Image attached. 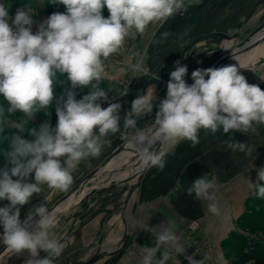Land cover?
Listing matches in <instances>:
<instances>
[{
	"label": "clouds",
	"instance_id": "9594fccd",
	"mask_svg": "<svg viewBox=\"0 0 264 264\" xmlns=\"http://www.w3.org/2000/svg\"><path fill=\"white\" fill-rule=\"evenodd\" d=\"M201 0H50L62 4L64 12L43 19L33 33L34 18L29 5L18 8L14 17L8 5L0 3V139L9 141L0 166V243L13 254L27 253L25 264H55L64 249L56 238V217L47 206H33L26 218L21 207L33 194L48 189L67 191L73 172L83 162L100 156L107 139L117 133L130 136L137 145L144 169L163 171L169 153L154 145L168 144L169 151L182 141L199 143V133L221 130L256 134L264 127V90L250 84L236 64L197 68L188 84L186 65L176 61L167 82L166 97L155 105L154 91L137 96L123 118L121 104L99 87L105 61L118 55L129 37L143 35L152 24L166 22L187 11V5ZM108 10V17L103 15ZM136 71L139 64L129 65ZM67 76L70 86L56 95L54 86L63 85L58 75ZM207 77V79H206ZM89 88L77 99L76 89ZM127 92L122 93L126 95ZM7 102V106H5ZM106 104L107 107H102ZM55 106L57 122H50ZM158 110L150 129L137 127L138 119ZM45 119L29 127L37 113ZM21 115L17 118L15 114ZM15 131L11 136L7 130ZM28 132L33 139H25ZM232 151L250 154L249 145L226 141ZM34 174V176H33ZM34 181V182H30ZM254 195L264 199V167L257 170ZM217 179L203 175L186 191L206 201V212L220 214L216 197ZM177 224L166 218L157 226L154 246L143 245L140 264H168L177 247ZM44 252L46 255L41 256ZM188 256V264H204Z\"/></svg>",
	"mask_w": 264,
	"mask_h": 264
},
{
	"label": "crops",
	"instance_id": "0c3cea01",
	"mask_svg": "<svg viewBox=\"0 0 264 264\" xmlns=\"http://www.w3.org/2000/svg\"><path fill=\"white\" fill-rule=\"evenodd\" d=\"M13 1L0 0V3L8 5L9 15L12 17L18 8L23 7L14 5ZM36 11L39 12V8ZM45 18L47 17L34 18L33 33L38 30L39 24ZM161 25L162 23L152 24L143 35H136L135 38H132L134 51L139 52L143 47V50L146 51L145 54L142 52L133 53L129 63H122V66L105 70L103 74L102 80L106 84L100 88L107 91L110 98L122 106L119 113L121 128H123V118L137 96L143 95L147 91H154L155 105H158L166 97V85L170 78V72L174 70L173 63L175 61H189V51L193 56L196 55L197 60L204 56L206 31L221 32L219 36L227 37L231 41V50L243 42L248 41L249 43L256 29L260 28L261 31H264V0H201L199 4H194L190 9L187 8V11L181 14L178 23L171 27ZM159 27H163L161 33H157ZM126 42H128L127 39ZM258 46L261 47L260 51L264 48V38L253 48L256 49ZM256 50H259V47ZM253 54L250 53L247 61L244 62L252 63L254 61ZM262 56L261 53L259 58L253 62L255 64L251 67V71L252 68L260 69L259 72L264 71V65L254 67ZM196 59L192 58L191 60ZM125 60L123 61L126 62ZM111 64L118 63L112 62ZM136 64H139L140 67L133 71L129 65ZM262 81H264V75L259 83ZM124 92L127 94L122 95ZM102 107H107V105L104 104ZM157 110L158 108L154 106L151 114L138 119L137 127L145 125L143 123L147 117L152 121ZM8 131L14 132L15 130ZM123 139L124 136L121 133L112 135L105 142L103 149L105 150L111 142L116 141L111 152ZM226 141L247 144L252 151L250 154L238 150L234 152L227 147ZM159 150L169 153L163 171L155 167L147 170L138 168L132 172L133 176L120 179L119 175L123 171L119 170L120 164H118L117 158L112 160V165L102 168L101 172H96L92 178L81 184L82 186L95 178L97 179V175L100 173L102 177L100 188L103 191L91 199L90 206L84 208L80 220L73 221L72 219L68 226L64 227H69V231H71L64 244V246H70L67 251L70 255L72 251L81 259H87L86 262H88L99 250H103L104 254L93 264H101L102 261L99 260H102L103 257L107 258L109 254L111 256L107 258V264H134L125 261L123 254L118 258L117 253L120 249L124 251L130 240L138 245L154 246L157 226L166 218L174 220L177 224L179 237L177 247L185 248V252L181 256L183 255L186 259V261H180L178 256L173 257V261L170 260L168 264H188V256L198 260L192 250L185 247L181 239L191 223L196 225L191 236L197 241L201 243L213 241L218 245H225L224 238L228 237L230 231L233 230L234 222L243 212L242 207L245 201L254 192L250 181L256 183L257 170L264 167V137L260 133L258 135L244 134L235 130L227 134L223 133L222 129L215 134L201 130L199 143L195 146L191 141H182L171 151H169L168 144H164ZM110 152L106 154L101 152L99 157L83 161L73 172V183L70 188L93 171ZM111 170L115 172H111L110 176L108 174ZM203 175L209 179L212 177L217 179L215 192L220 206L219 215L207 213V202L197 200L194 193L190 196L186 191L195 179ZM30 182L34 181L30 180ZM65 192L48 189L47 186H44L41 193L33 194L30 202L21 207V220L26 218L33 206L41 204L49 206L53 203L51 199L58 195L56 198L58 200ZM7 203V201H0V206ZM71 203L72 201H63L52 214L55 216L65 212L72 206ZM2 232L3 228L0 226V233ZM82 238L85 239V247L81 245L80 239ZM0 245L2 244L0 243ZM105 254L106 256H104ZM175 254L173 252V255ZM62 259H56L55 264L75 263ZM219 264L227 263L223 259Z\"/></svg>",
	"mask_w": 264,
	"mask_h": 264
},
{
	"label": "rangeland",
	"instance_id": "374dc122",
	"mask_svg": "<svg viewBox=\"0 0 264 264\" xmlns=\"http://www.w3.org/2000/svg\"><path fill=\"white\" fill-rule=\"evenodd\" d=\"M13 4L16 6L29 5L32 9L33 18L40 17V16L41 17L42 16L48 17L54 12H64L65 11V8L62 4H52V3H50V0H14ZM193 6H194V4L187 5V8L190 9V7H193ZM37 8H39V12L36 11ZM103 15L106 18L109 15L108 10L106 8L103 10ZM170 19L167 20L166 22H160V23H162L161 26H163V27L173 26L174 24H176L180 21L181 14L176 15L174 18H172V20H170ZM163 27H159L157 29L158 30L157 33H161L163 31ZM219 35H221V32L206 31L204 56L202 58L200 57L197 60L196 55L194 54V56H193L191 54V52L189 51V54H190L189 55V58H190L189 61H187V62L180 61L181 64L186 65L188 68V73L185 77V80L188 84L192 81L191 73L194 70H196L197 68H207V66L211 63V61H213L216 58V56L219 53H222V52L228 53L231 50L230 49L231 41H229V39L227 37L222 38ZM127 40H128V42H126V45L124 46V48L121 50V52L118 55L111 57L107 61L104 62L105 63V70L108 71V70H111L112 68H115L117 66H122V63H127V62L129 63V61L131 60V58L133 56V53L142 52L143 54H145L146 51L143 50V47L141 48V50L139 52L134 51V49H133L134 44L132 42V37L127 38ZM258 47H259V50H256V49H258ZM258 47L256 49L252 48L249 51L250 53H254L253 54L254 55L253 56L254 61H252V63L243 62L242 64H244V65H238V63L235 60H233L232 63L241 67V69H240L241 74H243L246 77L247 81L250 84H257L262 89V88H264V81H262V83H259V80L261 79L262 75H264V71H262L263 72L262 73V72H259L260 69L254 70L255 68H252L254 71L253 70L251 71V67L255 64V63L253 64V62H255L257 60V58H259L258 56L261 55V53L264 56V48H262V50L260 51L261 47L260 46H258ZM189 48L191 49V47H189ZM250 53H249V55H250ZM263 56L260 58L257 65L254 67H259L261 65H264V57ZM181 58H184V57H181ZM192 58H194L196 60H191ZM124 59H126L125 60L126 62L123 61ZM245 61H247V59ZM110 62L111 63L117 62L118 64L114 65V64H111ZM175 62L173 64H175ZM247 71H249V72H247ZM65 77H66V74L63 76L58 75V79H63ZM105 84H106V82L101 79V81L99 83V87L103 86ZM88 91H90V89L87 87L81 88V89H76L77 99L81 98V96L83 94H86ZM0 100H2V98H0ZM5 106H7V102H5ZM49 111L51 113L50 122L53 126H55V124L57 122V116L55 113V106L53 105L49 109ZM20 115H21V113H19V112H17L15 114V116L17 118ZM45 119H49V117H47L45 115V113L43 111H41V112L37 113L35 119L30 122L29 127H38L39 124L42 123ZM145 120L146 121L143 123L145 125H142V126H145L144 127L145 130H148L151 127L152 121L150 120L149 117H147ZM12 133L13 132H10L7 130V134L9 136H11ZM258 133H260L261 136L264 137V127H260L256 134L258 135ZM22 136H23V138H26L29 140L33 139V137L28 135L27 131L22 133ZM124 138L126 140H129L126 146H132L133 145L132 147L136 146V149H137V145L132 141L130 136H124ZM115 142L116 141L111 142L109 144V147L106 148L105 150L102 149V154H106V153L110 152V150L116 144ZM9 147H10L9 141L0 139V166L3 165V150L9 149ZM128 148L126 147V150H128ZM126 150L122 151V153L126 154L127 156L120 154V156L118 157L119 161L115 160L118 162V164H120L119 170L123 171L122 174L119 175V176H121L120 179L128 178L129 176H133L134 173H132V172L134 171V169L138 170V168H143L142 161L140 160V156L139 155L138 156H132V157L128 156L129 152ZM112 160L114 161V159H112ZM112 160L110 162H108L104 166V168H107L110 165H112V163H113ZM111 172H115V171L111 170L110 174H108V175L111 176ZM100 175L101 174L99 173L97 175V179L95 178V179L89 181L88 183L83 184L76 192L70 194L64 201H66V200H67V202L72 201V203H71L72 206L69 209H67L65 212L62 211L63 213H59L55 216L56 221H57L55 229H54L55 235H56V238L58 240H60L63 244H65L67 236H69L71 233V231H69V227L68 228H64V227L65 226L67 227L69 221H71L72 219H73V221L80 220L81 219L80 215L83 213L84 208H86L87 206H90V203L92 201L91 199L95 198L97 195L101 194V192L103 191V189L100 187H99V189L94 191L95 185H97L101 182L100 180L102 177ZM114 175L117 176L115 173H114ZM112 185H114V184H112ZM112 185H111V187H112ZM85 191H88L86 196L84 197V199L79 204H77V201L80 199V197L83 195V193ZM254 191H255V189H254ZM57 196H55L53 199H51V200H53L52 201L53 203L56 202ZM53 203H51V204H53ZM61 203L56 205L53 208V210L51 211V213H53L54 209L56 210L57 206H59ZM97 203H100V202H97ZM242 208H243V212L238 217V219L234 222L233 230L230 231L229 236L224 238V240H223V243L225 244L224 246L218 245V244L214 243L213 241H205V243H201V242L197 241L194 237L191 236V232L196 229V225L194 223H191V225H193V226L190 227V225H189V227L184 231L185 233H184L183 237L181 238L184 242L185 247H188V249L192 250V252L196 255L198 260H202L204 257H207V259H205V261H204V264H219L221 262V260H223V259L225 260V262L227 264H255L258 261V259H260V257L262 256L261 252H262V248L264 247V199L258 198L257 196L254 195V192H253L252 196H250V198L245 201V204L243 205ZM60 225H62V226H60ZM240 235L242 237H244L243 243H242V239L239 238ZM80 240L82 241V243H81L82 247H85L84 246V240L85 239L82 238ZM254 244H257L258 246L255 248ZM2 246H3V244L0 245V248ZM139 246H143V245H138L134 242L132 243V241L130 240L128 243V246L126 248H124V251H123V249H120L121 253H119L120 251L117 253L118 258L120 257V255L123 254L125 261H128L130 263H134V264H140L142 252H141V248ZM65 247H67V248L63 249V252L61 253V257H58L56 259L59 260V258H63L62 259L63 261H70L71 260V262H75L74 264H88V262H86L87 259H81L80 256L75 255L74 253H72V251H71V255H70L67 252V251H69L70 246L69 247L65 246ZM64 253H66V254H64ZM76 254H78V253H76ZM40 255L44 256V255H46V253L41 252ZM104 256H106V254ZM110 256H111L110 254L107 255V258ZM177 256L179 257L178 259H180V261L181 260L186 261V259L184 258L183 255H182L183 257L181 255H176V254L173 255L174 258ZM6 257H7V260L5 261ZM6 257H3L0 260V264H25V260L28 258V255H27V253H24L21 255H16V254L11 253L9 256L7 255ZM107 258L103 257L102 260H99V261L100 262L102 261L101 264H107ZM74 259H76V260H74ZM172 261L173 260H171V262ZM94 262H92L91 264H93ZM262 264H264V261Z\"/></svg>",
	"mask_w": 264,
	"mask_h": 264
},
{
	"label": "water",
	"instance_id": "95a60500",
	"mask_svg": "<svg viewBox=\"0 0 264 264\" xmlns=\"http://www.w3.org/2000/svg\"><path fill=\"white\" fill-rule=\"evenodd\" d=\"M262 29L258 28L256 29V31L253 33V38L251 39V41L248 43L247 42H243L242 44L238 45L237 47H235L234 49H232L231 51H229L228 53H219L216 58L211 61V63L207 66V68L209 67H219L223 64H226L229 61H233L236 58H239L240 56H242L244 53H246L247 51H249L250 49H252L253 47L257 46L260 41L262 40V38H264V31H261ZM207 79V77H206ZM193 83V81H191L189 84ZM129 140H126L125 138L119 143V145H117L110 153L108 156H106L102 162H100L99 165H97V167L91 171L88 175H86L81 181L77 182L76 184H74L70 189H68L56 202H54L53 204L47 206L49 212H51L53 210V208L58 205L59 203H61L62 201H64L70 194H72L73 192H76L81 184L86 181L89 180L90 178H92V175L96 174V172H101L102 168H104V166L110 162L112 159H116L120 156V153L124 150H126V145L128 143ZM164 145V144H163ZM159 142H157L156 145H154V149L156 151H159L160 148H162V146ZM125 148V149H124ZM129 152L128 156H138L139 152L137 149H128L126 150ZM121 155H126V154H121ZM129 158V157H128ZM133 159V158H132ZM132 161V160H131ZM144 169V168H142ZM99 187H101V184H97L94 187V191H96L97 189H99ZM92 191V190H91ZM88 191H85L83 193V195L80 197V199L77 201V204H79L84 197L86 196ZM76 204V203H75ZM76 206V205H75ZM56 216V215H55ZM7 250L6 246H2L0 248V254L5 252ZM8 256L11 254V252H7ZM104 254L103 250H99L95 255H93V257L88 261V264H91L92 262H94L95 260H97L99 257H101Z\"/></svg>",
	"mask_w": 264,
	"mask_h": 264
},
{
	"label": "trees",
	"instance_id": "16d2710c",
	"mask_svg": "<svg viewBox=\"0 0 264 264\" xmlns=\"http://www.w3.org/2000/svg\"><path fill=\"white\" fill-rule=\"evenodd\" d=\"M58 80L63 81L64 83H63V85L57 84L54 86V90H55L56 95H60V93L64 90L65 87L70 86L69 82L67 81V76L63 79H58ZM78 89H81V88H78ZM239 238L242 239V243H243L244 237H242L240 235ZM254 245H255V248L258 246L257 244H254ZM261 255H260L261 256L260 259H258V261L255 264H262L263 263V261H264V247L262 248Z\"/></svg>",
	"mask_w": 264,
	"mask_h": 264
},
{
	"label": "bare ground",
	"instance_id": "6f19581e",
	"mask_svg": "<svg viewBox=\"0 0 264 264\" xmlns=\"http://www.w3.org/2000/svg\"><path fill=\"white\" fill-rule=\"evenodd\" d=\"M249 51L248 52H246L245 53V55H242V56H240L239 58H236L235 59V61L238 63V64H241V63H243L246 59H247V57H248V55H249ZM230 64H233L232 63V61H230V62H228L227 64H223V65H221V66H225V65H230ZM221 66H219V67H221ZM133 146V145H132ZM132 146H126L127 148L129 147L130 149L132 148V149H136V146H134V147H132ZM128 148V149H129ZM125 149V148H124ZM125 156V155H124ZM127 156V155H126ZM8 252V250H6L5 252H3V253H1L0 254V260L3 258V257H6L7 256V253Z\"/></svg>",
	"mask_w": 264,
	"mask_h": 264
},
{
	"label": "built area",
	"instance_id": "2783aa9c",
	"mask_svg": "<svg viewBox=\"0 0 264 264\" xmlns=\"http://www.w3.org/2000/svg\"><path fill=\"white\" fill-rule=\"evenodd\" d=\"M193 226V225H190V227Z\"/></svg>",
	"mask_w": 264,
	"mask_h": 264
}]
</instances>
